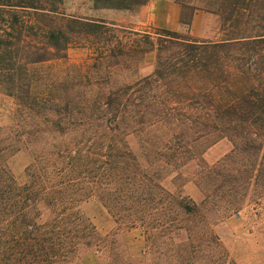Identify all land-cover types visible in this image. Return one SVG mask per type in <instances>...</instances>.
<instances>
[{"label": "trees", "instance_id": "trees-1", "mask_svg": "<svg viewBox=\"0 0 264 264\" xmlns=\"http://www.w3.org/2000/svg\"><path fill=\"white\" fill-rule=\"evenodd\" d=\"M66 1L0 0V93L14 104L10 132L0 129V264H80L79 240L86 244L96 235L78 203L57 206L55 195L65 196L79 185V178L65 168L57 169L68 178L49 184L32 164L26 182L19 183L8 168V154L35 143L39 122L51 124L60 135L80 132L74 151L78 157L93 146L102 148L97 153L102 156L116 154L120 123L138 132L150 127L155 133L149 152L170 154L165 162L173 166L195 159L194 155L187 159L185 153L192 154L200 140L229 136L234 143L230 155L209 169L202 166L211 172L203 202L163 189L164 197L156 206L136 210V219L146 228L149 254L155 248V229L174 227L178 219L169 218L166 208L179 210L193 222L187 228L189 240L199 228L210 235L205 242L219 247V238L206 225L209 211L223 207L227 214L238 212L247 200L264 203V0H178L184 11L191 10L189 18L182 14V24L190 25L198 9L219 17L227 31L219 42H201L166 28L135 30L95 15L67 13ZM89 1L95 10L139 14L150 0ZM73 47L89 50L94 62L58 68L50 64L66 60ZM152 51L157 54L155 71L117 89L101 71L109 59L128 57L138 65ZM238 157L243 168L233 169L238 171L233 174L228 165ZM215 174L223 180L212 178ZM156 179L162 177L140 174L145 194L151 196L152 187L160 188ZM79 191L77 187L73 192L85 196ZM44 206L61 211L56 218L43 219ZM126 210L116 206L117 222L127 219ZM153 215L164 218L159 226L149 220ZM183 251L192 258L193 252ZM175 258L183 263L181 249Z\"/></svg>", "mask_w": 264, "mask_h": 264}, {"label": "rangeland", "instance_id": "rangeland-1", "mask_svg": "<svg viewBox=\"0 0 264 264\" xmlns=\"http://www.w3.org/2000/svg\"><path fill=\"white\" fill-rule=\"evenodd\" d=\"M177 2L179 3L178 0ZM179 5L180 26L177 29L162 27L160 16L149 13L142 15L117 9L95 10L89 0H67L64 8L67 13L95 15L135 30L156 31V28H166L178 31L184 36H192L201 42H219L226 38V27H223L216 14L203 9L196 10L195 13L199 12L201 17L193 27L192 21L190 25L182 24V14L186 12L185 18H189L191 10L184 11L182 5L180 3ZM91 56L89 50L73 47L69 49L66 60H57L50 64L56 68L87 61L92 64L94 58ZM156 58V51L149 52L136 65L135 61L128 57L123 60L115 57L106 61L101 66V71L110 76L111 84L117 89L137 78L152 74L155 71ZM118 62L120 63L117 64ZM13 108V100L0 93L2 133L8 134L12 128ZM41 123L39 122L40 125L37 127L39 131L34 132L35 143L27 144L28 147L8 154L7 166L19 183L26 182L28 179L26 172L32 164H37L43 180L49 184L56 185L68 178L65 172L56 171L57 169L65 168L68 173L71 172V175L79 178V185L76 188L78 187L79 192L85 196L79 197L77 193L74 194L73 191L76 189L74 188L68 190L63 197L58 198L57 195L55 197L57 206H60V202L65 205L78 203L84 216L95 226L96 235L89 243L85 244L79 240L77 255L81 260L80 264H122L119 262L120 259L132 264H180L175 258L178 249H181L185 257L181 264H264V203L258 205L247 200L238 212L227 214L223 207L209 211L208 203L205 209L209 211L206 225L208 224L214 235L219 238V247L205 242L210 235L207 236L206 231L199 228L193 239L189 240L187 228L193 226V222L188 221L179 210L172 208L169 211L166 208V212H170L169 218L178 219L174 227L155 229L152 237L155 240V248L149 254L146 228L136 219L139 214L136 210L145 205H157V201L164 197L163 189L188 195L196 203L203 202L206 199L205 180L208 181L210 178L208 173L211 172L203 170L202 166L205 165L209 169L230 155L234 143L229 136L211 135L200 140L192 154L185 153L188 154L185 156L187 159L191 155H194L195 159L184 166H173L165 162L170 158V154L160 156L149 152L155 133L150 127L138 132L132 125L120 123L116 127V154L102 156L97 154L102 148L93 146L90 151L86 149L81 157H78L79 154H74V151L78 140L81 139L78 134L80 132L60 135L51 124ZM164 130L167 131L168 128L164 127ZM65 150H68L67 154ZM75 155L78 158L71 160ZM36 158L39 162L34 163ZM177 162L181 164V161ZM241 163V158L238 157L235 163L229 164L231 173L237 174L242 170ZM156 173L162 177L154 181L160 188L152 187V195L149 196L142 189L145 187L144 182L138 179L140 174L151 177ZM222 175L225 176L226 172H222ZM214 177L223 180L222 176L217 174L212 176ZM215 203L219 206L222 204L217 199ZM116 206L128 208L125 211L127 219L124 222H117ZM41 211L43 219L49 217L53 219L61 210L56 209L52 212L44 206ZM151 218L149 220L156 226L164 219L157 215ZM183 250L193 252L192 258Z\"/></svg>", "mask_w": 264, "mask_h": 264}, {"label": "crops", "instance_id": "crops-1", "mask_svg": "<svg viewBox=\"0 0 264 264\" xmlns=\"http://www.w3.org/2000/svg\"><path fill=\"white\" fill-rule=\"evenodd\" d=\"M144 13L160 16L162 27L177 29L180 26L181 8L177 0H150L140 11V14ZM199 17H201L199 12L194 14L193 27Z\"/></svg>", "mask_w": 264, "mask_h": 264}]
</instances>
